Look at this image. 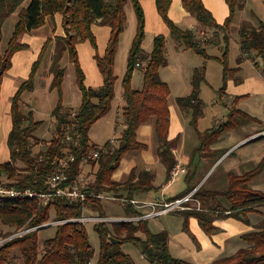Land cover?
<instances>
[{
  "label": "trees",
  "instance_id": "16d2710c",
  "mask_svg": "<svg viewBox=\"0 0 264 264\" xmlns=\"http://www.w3.org/2000/svg\"><path fill=\"white\" fill-rule=\"evenodd\" d=\"M0 0V39L1 26L5 18L17 11V19L13 25L11 36L3 53H0V82L3 72L10 65L11 55L27 47L19 41V35L31 28L39 26L46 16L59 13L62 17L64 35H55L47 38L31 65L30 72L15 90L10 102L11 127L7 135L9 158L0 162V184L13 187H30L42 190L45 188L44 177L51 170L50 158L64 155L60 147L62 132L74 125L73 129L80 134L79 145L70 146L66 150L74 155L70 163L69 175L79 170V163L83 156L97 150L95 159H89L94 171L93 181L89 189L95 192L119 190L131 198L135 193L155 189L153 184L155 173L151 170L132 167L124 181L117 183L112 179V173L119 165L121 158L127 151L142 150L146 144L136 139L137 127L153 119V131L157 141L156 154L164 167L165 179L169 178L170 171L177 164L172 148L176 138L167 136L169 126L168 95L169 87L160 78L159 68L167 64L165 53L166 37L163 34L154 35L149 52L142 47L144 38V15L139 0H130L135 16V32L127 51L126 70L121 78V96L123 105L117 111L115 122L120 123L122 130L116 144L107 140L102 146L89 141L87 131L100 117L104 116L111 107L114 97V85L117 79L114 73V56L118 36L125 26L126 0ZM171 0H155L156 10L169 30V35L176 40V50L191 49L203 59V63L192 68L187 95L176 96V105L184 111H189V124L195 128L196 122L203 114V101L200 98V86L205 82V64L209 58H216L222 65L221 86L216 90L218 97L225 95L227 77L239 70V66L228 65L229 27L236 9H241L243 0H225L228 6V15L222 23L215 21L210 11L205 8L201 0H181L182 6L193 15L197 22V30L207 28L213 30L212 38L202 40L195 31L189 28H180L167 14ZM264 1V0H263ZM253 25L247 20L239 23L238 47L239 54L236 63L242 59H249L259 68L264 78V22L255 17ZM99 19L100 24L109 26L110 34L102 55L94 54V59L102 76L99 87L86 86L83 82V72L77 60L75 44L88 39L95 46V39L90 26ZM220 33L222 45L220 57L209 55L207 45H214ZM51 46L50 64L46 76V88L55 90L57 101L50 112L53 121L52 135L46 140L44 149L32 153L33 143L39 138L35 131L41 120L33 117L32 110H22L21 94L30 91L34 86V74L39 68L47 48ZM63 53L67 54L72 63L75 84L80 92V103L73 109L62 104V80L64 67L60 64ZM260 60V64L257 61ZM138 64V65H137ZM140 68L143 82L140 89L130 85L133 69ZM239 77H235L238 81ZM239 96H233L226 106L223 118L215 120L209 127L198 134V144L193 148L191 158L199 151L219 156L220 149L210 150L209 145L215 143L222 133L237 129L249 123L263 125L258 133L264 130V118L258 119L237 106ZM74 111V116L71 112ZM264 112V104H263ZM120 113V114H119ZM119 120V121H118ZM264 137V134L257 136ZM41 155V157H40ZM192 161V160H191ZM22 164L18 167L17 163ZM264 169V158L257 162L252 169L240 175L227 174L226 185L219 189H208L201 184L195 189L193 197L199 201L201 209H185L171 212L182 218V229L189 233L188 219L194 217L206 233H212L216 227L212 221L216 217L231 215L238 217L241 214L255 211V207L264 205V191L251 189L248 181ZM187 186L181 195L191 190L194 185L189 183L191 174H187ZM117 187V188H116ZM116 188V189H115ZM179 195V196H181ZM176 196V197H179ZM224 199L227 206L222 204ZM100 199L88 197L84 200L68 201L56 198L53 202L41 204L34 197H6L0 196V223L12 229L3 235L6 236L21 227L39 225L53 219H64L80 216L89 211L104 215ZM124 215H136L138 211L129 203L124 205ZM54 216L50 219V212ZM225 211H229L225 213ZM148 219L137 221H122L120 223L97 222L93 229L99 240L98 255L94 264H136L132 258L121 249V244L132 243L140 250L141 255L149 264H194L186 259L171 255L168 249V234L165 230L152 232L147 226ZM33 229L20 236H15L0 244V264H88L93 256V249L88 241L84 224L77 221H67L55 226L51 237L43 241L38 247L37 232ZM136 233H140L137 235ZM119 240L114 243L110 240ZM240 238L246 244L234 253L211 260L208 264H264V219L253 229L244 232ZM13 249L17 250L14 254Z\"/></svg>",
  "mask_w": 264,
  "mask_h": 264
},
{
  "label": "crops",
  "instance_id": "0c3cea01",
  "mask_svg": "<svg viewBox=\"0 0 264 264\" xmlns=\"http://www.w3.org/2000/svg\"><path fill=\"white\" fill-rule=\"evenodd\" d=\"M206 9H208L215 19L216 22L222 23L223 20L228 15V6L225 0H201ZM259 14L262 15L264 19V1L263 0H253ZM130 5L131 1L129 0ZM128 0L125 3V13L128 16L130 21L131 17L134 16L132 5L130 7ZM141 5L143 15H144V38L142 42L143 45L147 47L143 49L146 52H149L148 46H152V38L154 35L163 34L166 37V44L169 38V30L166 24L163 22L161 16L156 10L155 0H139ZM26 4L23 3L22 6ZM242 9V8H241ZM254 13L255 17L260 18L256 12L251 10ZM167 14L171 20L175 22L180 28H189L195 31L196 36L201 34L202 31L197 30V22L193 15H191L181 4V0H171ZM235 16V14H234ZM11 18L9 25L7 24V18ZM2 23L1 26V39H0V53L2 54L6 48V44L11 36L13 25L17 19V11L12 12ZM135 17V16H134ZM239 22L242 20H247L251 22L250 17L247 14H242L239 16ZM234 19V17H233ZM233 21V20H232ZM231 21L230 27L239 26L236 23ZM62 17L59 13H54L52 16H46L43 22L34 28H31L27 31L22 32L19 35V41L26 43L27 47L15 51L10 57V65L3 72L0 82V162L6 161L9 158V148L7 146V135L11 127V118H10V102L11 97L17 89L18 85L27 78L31 65L33 61L37 58V55L41 49L43 42L47 38H53L55 35H64L62 27ZM136 22V21H135ZM234 24V25H233ZM254 25V24H253ZM4 26L6 27V32H4ZM229 27V30H230ZM91 32L95 39V46H93L88 39L79 41L75 44L77 60L79 66L83 72V82L86 86L90 87H99L102 84V76L99 72V69L96 65L94 54L102 55L104 53L109 34L110 28L107 25L100 24L99 19H96L90 26ZM238 29V28H237ZM135 32V30H134ZM8 35L7 40L2 41V36ZM134 35V33H133ZM133 37V36H132ZM207 38V37H206ZM132 39V38H131ZM204 40V37H201ZM221 37L218 36L214 41V45L210 46L216 47L211 48L213 51L208 52V46H206V52L209 55L220 57L219 47L222 45L220 43ZM131 42V41H130ZM173 47L176 50L177 41H173ZM184 50L191 49H179L176 50L179 53H183ZM52 52V47H48L43 60L34 74V86L30 91H24L21 94V103L26 106V110H32L33 117L36 120H41L40 114V104L38 102V95L42 96V102L48 101L50 98L47 94L51 93L53 90H48L45 86L46 76L48 67L50 64V55ZM166 56L167 48H165ZM201 57V56H200ZM66 60V63L65 61ZM208 60L218 61L216 58H209ZM258 63L260 64L259 58H257ZM219 62V61H218ZM69 63L67 54L63 53L60 58V64L64 67V76L62 80V96L65 91L72 90V95L64 97V106L73 108L76 99H78V104L80 103V92L76 86V89L72 88V82L70 81V87L68 89L64 86L65 76L68 73ZM203 63V59L192 66H189L188 72L191 74L192 68L199 66ZM205 64V61H204ZM72 65V63H71ZM239 66L237 64L232 67ZM163 67V66H162ZM73 68V65H72ZM260 73L259 68L256 67ZM160 70V68H159ZM185 70V69H184ZM74 71V69H73ZM240 70L233 72L231 79L233 83H240L242 80L241 75L237 76ZM261 74V73H260ZM206 76V68H205ZM235 77H239L238 81L235 80ZM264 79V78H263ZM75 82V74H74ZM236 93V91L234 92ZM233 92H229V96H233ZM200 96V95H199ZM227 93L221 98H218L221 102V107H213L214 110L209 115L208 120L211 121V124L219 118L216 115L226 114V106L229 103V100L226 99ZM122 102L116 108V112L120 110L123 105V99L120 95ZM26 98V100H25ZM201 98V97H200ZM202 99V98H201ZM241 100V99H240ZM239 100V101H240ZM50 101V99H49ZM203 101V100H202ZM73 103V104H72ZM56 104V103H55ZM55 106V105H54ZM78 106V105H77ZM76 106V107H77ZM168 108H169V126L167 131V136L169 139L176 138V142L172 148L173 154L177 160V165L182 167L181 172H179L172 181L165 179L164 167L160 169L159 172L153 168L156 163L159 162L156 150H157V141L155 139L153 131V119L140 124L136 129V139L144 144L146 148L142 150H130L127 151L124 156L121 158L118 167L112 173L113 178L124 177L128 174L129 170L136 166L138 169L151 170L155 173L153 184L155 189L135 193L133 198L139 201H153V200H169L173 199L176 196L181 195L186 186H187V174H191L189 183L193 184L195 188L198 185H202L208 189H219L226 185L227 174L233 173L240 175L244 172L249 171L252 167L264 158V137H256L249 139L251 134L254 135L256 125L253 123L243 125L237 129L226 131L222 133L218 140L209 145L210 150L220 149L223 152L217 157L212 156L208 152H197L193 159L191 158V153L193 148L198 144V134L197 132L203 131L208 126H200L201 120L206 116L203 114L198 118L195 128L189 124L190 113L189 111L181 110L177 105H172L168 99ZM53 109V108H52ZM74 109V108H73ZM243 110V109H242ZM245 111V110H244ZM49 124L53 126V121L51 116ZM38 128L35 131V136L46 140L36 134ZM258 133V132H257ZM264 133H261L262 135ZM49 139V138H48ZM248 139V140H247ZM192 160V161H191ZM160 163V162H159ZM251 164L250 169L244 168L247 165ZM161 164V163H160ZM163 166V165H162ZM220 166L219 171H215ZM242 169V170H241ZM244 169V170H243ZM217 173V176L222 178V181H209L211 175ZM182 177V184L179 188L175 190L172 189V184L177 178ZM248 187L255 190L263 191L264 185V169L253 176L248 181ZM192 188V189H193ZM190 191V190H189ZM188 191V192H189ZM187 193V192H186ZM185 194V193H184ZM183 195V194H182ZM221 202L225 207L227 202L222 198ZM189 204L193 205V202ZM200 205V204H199ZM201 209V206H200ZM199 209V210H200ZM139 212H146L148 209L145 207H139L136 209ZM229 211H225L228 213ZM171 214V213H166ZM163 214V215H166ZM161 215V216H163ZM173 215V214H172ZM177 216V215H175ZM160 217V216H158ZM264 219V205L258 207V211L247 212L246 214H241L238 217L231 215L220 216L214 218L212 224L216 227V230L212 233H206L201 226L198 224L197 219L194 217H189L188 219V229L189 233L184 231L181 227L182 218L180 217V229L177 231L169 232L166 229H163L168 234V249L171 255L179 257V255L186 254V257H179L186 259L194 264H208L211 260L226 256L234 253L239 246L242 244L243 240L240 238V235L244 232L253 230L260 222ZM177 253V254H176Z\"/></svg>",
  "mask_w": 264,
  "mask_h": 264
},
{
  "label": "rangeland",
  "instance_id": "374dc122",
  "mask_svg": "<svg viewBox=\"0 0 264 264\" xmlns=\"http://www.w3.org/2000/svg\"><path fill=\"white\" fill-rule=\"evenodd\" d=\"M26 0L23 2L25 3ZM22 3V5H23ZM243 7L242 9H236L235 11V16L234 19H232L233 23L238 24L239 22V16L242 14H247V16L251 15V10L257 13V15L263 19L262 15H260L258 12L259 10L256 8L257 5L253 0H243ZM130 5V2L128 0V3ZM131 7V5H130ZM125 8V6H124ZM251 23L256 24V19L254 17H250ZM11 18H7V24L9 25ZM264 20V19H263ZM135 17L132 16L130 21L128 19V16L125 13V26L122 32L118 36V41H117V46H116V51H115V56H114V73L117 76V79L115 81L114 85V97L111 101V107L109 111L99 119H97L88 129L87 131V136L89 138V141L91 143H94L98 146H102L107 140L110 141V143L116 144V138L119 137L122 127L120 123L115 122V118L117 115L116 108L117 106L120 105L122 102L121 100V78L126 70V59H127V51L130 46V41L132 40V36L135 30ZM231 25V24H230ZM234 25V24H233ZM239 25V24H238ZM237 27H230L229 30V41H228V65L229 67L235 66L236 65V60L239 54V47H238V34H237ZM4 32H6V27L4 26ZM213 30L210 28L205 29L201 34L199 33L200 37H204V40H209L212 37ZM220 36V33L217 34ZM207 37V38H206ZM8 38V35L2 36V41H6ZM174 39L169 36L166 48H167V64L164 65L163 67H160L159 70V75L162 80H164L168 87H169V95L168 99L169 102L172 105H176L175 98L176 96H183L187 95L190 91V84H189V78L190 74L188 72L189 66L197 64L202 57L199 55L195 54L192 50H184L183 53H179L174 49L173 47V42ZM222 43V41H220ZM208 46V52H212L213 50L211 48H215L213 46L207 45ZM50 47V46H49ZM145 49V47L143 45ZM220 48V47H219ZM151 49V44L148 46V50ZM66 63V60H64ZM240 64V71L238 74L234 75H241L242 80L240 83H233V80L231 79V75H233V72L227 77L226 80V86H225V92L227 93L226 99L231 100L233 96H239V100L237 102V106L243 110H245L247 113L250 115L255 116L258 119H263L264 118V112H263V104H264V79L262 75L258 72L256 67L254 66L253 62L249 59H242V61L239 63ZM69 65V70L67 75L65 76V82L64 86L66 89L70 87V81L72 82V88L76 89L75 82H74V71L72 68L71 63ZM49 68V67H48ZM205 68H206V76H205V82L201 83L200 86V97L203 100V109H204V116H206L203 120H201L200 126L205 127L211 124V121L208 120L209 115L212 113L214 110L213 107L217 108L218 106L221 107L222 104L219 101L218 94L216 90L221 86L222 80H221V73H222V65L220 62L215 61V60H206L205 61ZM185 69V70H184ZM142 82H143V76H142V71L140 68H135L133 69L130 77V85L134 89H140L142 87ZM236 91V93H234ZM229 92H233V96H229ZM72 90L65 91L64 95L61 96L62 98V104L64 105V97L68 96V94H71ZM72 95V94H71ZM48 101H43L42 102V96L38 95V102L40 104V112H44L42 115L40 114L39 116L43 121L38 127V130L36 134L44 139H48L52 135V129L53 126L49 124L50 120V112L52 108L54 107L56 101H57V93L55 90L51 91V93L47 94ZM50 99V101H49ZM26 100V98H25ZM73 104V103H72ZM78 104V99H76L74 103V109ZM26 106L23 103L22 105V110L26 111ZM120 114V113H119ZM219 116V118H223L224 115L221 117V115H216ZM119 121V120H118ZM250 124V123H249ZM256 125V129L254 134H257L258 130L263 127L262 124L260 123H253ZM264 131V130H262ZM260 131L259 133H261ZM253 135V134H251ZM46 140L43 139H38L35 143H33L32 147V153L38 154L40 153L45 145L47 144ZM18 167H21L22 164L19 162L17 163ZM252 167L251 164L248 163V165L244 168L250 169ZM97 166L94 167V171L96 170ZM156 172H159L160 169H163L162 164L159 162L156 163L153 167ZM220 166L215 170L219 171ZM139 169L137 168L136 171ZM242 170V169H241ZM244 170V169H243ZM127 176V175H126ZM126 176L124 177H118V178H113L117 183H121L126 179ZM182 177H178L174 183L172 184V189L175 190L179 188L182 184L181 182ZM211 180H219L222 181V178L217 176V173L214 172L213 175H211L209 181ZM117 188V187H116ZM115 188V189H116ZM263 191H264V185H263ZM106 195H113L115 196V200L112 199H107L103 198L100 199L99 202L101 203V206L104 211V215L107 216H122L125 214L124 212V207L119 201L121 198H128L126 197L125 192L119 191V190H109V191H103ZM255 211H258V207L254 208ZM252 211V212H255ZM85 214H94L92 212L86 211ZM54 216V212H50V219ZM42 224V223H41ZM57 225V224H56ZM56 225H48V226H39L36 229H39L37 232V241H38V247L41 248L43 241L51 237L54 233L55 226ZM94 223L92 222H86L84 223L87 236H88V241L89 244L91 245V248L93 249V256L90 259L88 264H94L98 255V246H99V240H98V235L96 231L93 229ZM110 225V223H108ZM147 226L150 231L152 232H158L160 230L166 229L169 232L172 231H177L180 229V217L175 216L172 214H166L160 217H151L147 220ZM10 227L5 226L0 223V241L5 239L8 235L4 236L7 231H9ZM137 235H140V233H136ZM246 244L244 241L242 244L239 246H245ZM121 249L129 254V256L132 258V260L136 264H149L148 261L143 258V256L140 253V250L137 246L133 245L132 243L125 242L121 244ZM14 254H17V250L13 249L12 251ZM177 254V253H176ZM186 254L179 255V257H186Z\"/></svg>",
  "mask_w": 264,
  "mask_h": 264
},
{
  "label": "built area",
  "instance_id": "2783aa9c",
  "mask_svg": "<svg viewBox=\"0 0 264 264\" xmlns=\"http://www.w3.org/2000/svg\"><path fill=\"white\" fill-rule=\"evenodd\" d=\"M138 65V64H137ZM75 112H71V116H74ZM74 125L69 126L62 132L60 139V147L63 149L64 155L60 157L50 158L51 170L44 177L45 188L42 190L32 189L30 187H13L0 184V196L6 197H34L39 203L47 204L53 202L56 198H63L68 201L84 200L88 197L98 199H112L115 200V196L106 195L103 191H92L89 189V185L93 181L94 167L89 162V159H95L98 155L97 150H93L89 155L83 156L79 163V170L74 175H69L70 163L74 160V155L66 150L70 146H78L80 134L77 130L73 129ZM261 133H264L262 131ZM260 134V133H257ZM254 134V135H257ZM253 135V136H254ZM41 157V155H40ZM182 167L175 165L170 171L168 181H172L173 178L181 172ZM199 186V185H198ZM191 189L189 192L175 197L169 200H153V201H139L133 197L121 198L120 203L124 206L127 203L131 204L135 209L139 207H145L148 210L146 212H139L136 215H122V216H107L98 214H85L80 216L64 219H53L46 221L42 224L17 228L11 232L5 239L20 236L27 231L36 229L39 226H48L50 224L56 225L67 221H77L82 224L86 222H106V223H120L122 221H137L140 219H149L151 217H158L166 213H171L177 210L185 209H200L199 201L193 197L195 189ZM193 202L194 204H189ZM4 241H0V244Z\"/></svg>",
  "mask_w": 264,
  "mask_h": 264
},
{
  "label": "water",
  "instance_id": "95a60500",
  "mask_svg": "<svg viewBox=\"0 0 264 264\" xmlns=\"http://www.w3.org/2000/svg\"><path fill=\"white\" fill-rule=\"evenodd\" d=\"M261 134V133H260ZM260 134H257V135H252V136H250L249 137V139H252V138H256L257 136H260ZM248 140V139H247ZM110 240L111 241H113L114 243H118L119 242V240H117V239H114V238H110Z\"/></svg>",
  "mask_w": 264,
  "mask_h": 264
}]
</instances>
